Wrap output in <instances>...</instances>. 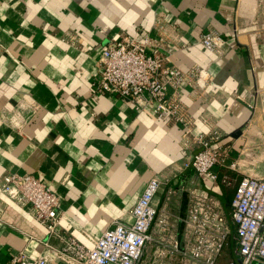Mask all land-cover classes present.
Returning <instances> with one entry per match:
<instances>
[{
	"label": "crops",
	"instance_id": "0c3cea01",
	"mask_svg": "<svg viewBox=\"0 0 264 264\" xmlns=\"http://www.w3.org/2000/svg\"><path fill=\"white\" fill-rule=\"evenodd\" d=\"M248 2L0 0V264L18 252L67 264L51 253L62 241L34 218L31 205L1 191L11 172L51 185L65 212L60 231L87 246L114 221L133 222L130 210L147 182L163 180L154 205L169 227L154 225L139 264H195L182 253L192 240L184 222L189 189L210 192L234 229V187L197 174L189 163L198 146L182 124L93 89L110 39H160L164 50L174 47V65H198L212 78L203 93L183 84L181 97L194 134L215 128L226 135L230 155L218 171L264 176V18L259 12L253 20ZM208 31L224 36L221 52L201 43ZM233 161L237 170L229 168ZM231 241L225 258L235 257ZM174 242L180 251L161 256Z\"/></svg>",
	"mask_w": 264,
	"mask_h": 264
},
{
	"label": "built area",
	"instance_id": "2783aa9c",
	"mask_svg": "<svg viewBox=\"0 0 264 264\" xmlns=\"http://www.w3.org/2000/svg\"><path fill=\"white\" fill-rule=\"evenodd\" d=\"M200 40L213 52H221L225 42L224 36L214 31L203 33ZM160 41L150 34L139 39L126 33L110 39L97 60L93 91L116 94L130 100L139 111L151 107L160 118L182 124L184 136L192 135L198 146L189 163L197 174L234 187L229 217L234 229L210 192L189 189L184 222L192 240L190 248L182 251L183 255L195 264H264V176L244 173L236 178L218 171L230 155L226 135L215 128L194 134V122L181 97L183 84H188L195 93H203L212 78L198 65L188 70L174 65L171 59L174 47L164 50ZM229 168L237 170L236 162L233 161ZM162 185L160 178H151L130 210L133 222L114 221L92 246L60 231V222L65 217L60 197L40 178L11 172L4 176L1 191L19 204L31 205L34 218L62 241V246L52 249L51 253L64 263L139 264L147 244L153 240L154 225L157 224L162 232L169 227L168 219L160 217L154 205ZM168 193L176 191L170 188ZM230 238L235 240V257L225 258ZM179 251L178 243L174 242L172 248L160 249V255ZM9 264L58 263L48 255L32 257L18 252L13 254Z\"/></svg>",
	"mask_w": 264,
	"mask_h": 264
},
{
	"label": "rangeland",
	"instance_id": "374dc122",
	"mask_svg": "<svg viewBox=\"0 0 264 264\" xmlns=\"http://www.w3.org/2000/svg\"><path fill=\"white\" fill-rule=\"evenodd\" d=\"M251 8H252V19L257 20V16L259 12H261V16L264 18V0H250ZM247 3V2H246ZM257 25V23H255ZM260 25V24H258ZM257 264V263H256Z\"/></svg>",
	"mask_w": 264,
	"mask_h": 264
},
{
	"label": "trees",
	"instance_id": "16d2710c",
	"mask_svg": "<svg viewBox=\"0 0 264 264\" xmlns=\"http://www.w3.org/2000/svg\"><path fill=\"white\" fill-rule=\"evenodd\" d=\"M235 241H233V239H232V241H231V244H232V247L235 245V243H234Z\"/></svg>",
	"mask_w": 264,
	"mask_h": 264
},
{
	"label": "water",
	"instance_id": "95a60500",
	"mask_svg": "<svg viewBox=\"0 0 264 264\" xmlns=\"http://www.w3.org/2000/svg\"><path fill=\"white\" fill-rule=\"evenodd\" d=\"M238 133H240V131H239ZM237 135H238V134H237Z\"/></svg>",
	"mask_w": 264,
	"mask_h": 264
}]
</instances>
